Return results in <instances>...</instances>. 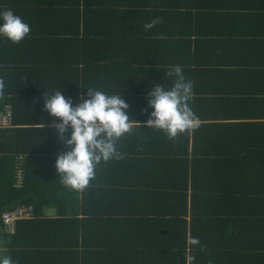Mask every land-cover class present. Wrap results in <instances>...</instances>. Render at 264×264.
Returning <instances> with one entry per match:
<instances>
[{"label":"trees","instance_id":"trees-1","mask_svg":"<svg viewBox=\"0 0 264 264\" xmlns=\"http://www.w3.org/2000/svg\"><path fill=\"white\" fill-rule=\"evenodd\" d=\"M224 1L202 0L192 12L190 0H29L26 38H0V114H11L0 127V256L184 264L190 251L193 264H264V0L245 11ZM213 20L214 32L200 28ZM6 42L38 58L6 64ZM55 47L66 62L39 56ZM173 65L192 82L190 107L203 123L169 139L144 121L150 85L170 87ZM87 87L120 92L139 127L116 141L122 158L101 162L75 191L56 177L64 149L43 94L61 90L76 104ZM208 105L213 117H200ZM29 207L31 217L9 232L3 214Z\"/></svg>","mask_w":264,"mask_h":264},{"label":"clouds","instance_id":"clouds-1","mask_svg":"<svg viewBox=\"0 0 264 264\" xmlns=\"http://www.w3.org/2000/svg\"><path fill=\"white\" fill-rule=\"evenodd\" d=\"M158 20L153 19L143 27L147 31ZM30 32V26L8 8L0 9V38L13 44L21 42ZM166 75L172 78L170 87L151 84L146 95V105L151 111L144 127L162 131L169 138L199 126V120L190 107L192 82L185 78L178 65L170 67ZM0 81V89H3ZM84 88V87H80ZM86 98L73 104L61 90L43 94V108L53 117L55 130L63 151L54 160V168L62 185L75 191L85 189L95 176L97 165L113 159H121L116 141L129 134L139 122L129 118L128 103L120 92L109 94L87 87ZM143 111V110H142ZM197 238L188 244L195 246ZM194 256L185 253L184 264H193ZM0 264H13L9 255L0 256Z\"/></svg>","mask_w":264,"mask_h":264},{"label":"crops","instance_id":"crops-1","mask_svg":"<svg viewBox=\"0 0 264 264\" xmlns=\"http://www.w3.org/2000/svg\"><path fill=\"white\" fill-rule=\"evenodd\" d=\"M200 1L202 0H190V3H192L191 5H193V7H191L190 10H192V12H196V7H194V4L197 5V3H199ZM227 3L228 5V8H226L228 11H231V9L233 11H245L247 7H250V8H253L255 6V2L253 0H247V1H233V0H227V1H224ZM9 3L10 5L12 6V9H15V10H19V11H22V19L25 21L27 20V18L29 19V15H28V6H29V0H9ZM240 7V8H236L237 10H234L235 8H232V7ZM204 7V6H202ZM0 8H4L3 6H1V2H0ZM203 12V11H202ZM28 16V17H27ZM210 17V16H209ZM214 22H216V20H213L212 25L210 24L208 27L206 26H201L200 28H206V29H209L211 30L212 32H214V30H212L213 28L215 29V25L213 24ZM42 25L40 24H37L35 25V27L33 28L35 34L38 33V30L41 28ZM244 26H247V27H243V31L244 30H251V31H255L257 28H255L252 24L253 27H248V24H245ZM264 26V25H263ZM28 40H31L28 38ZM27 40V41H28ZM47 39H44V40H39V43L42 44L44 41H46ZM31 43V41H29ZM5 47L4 49L2 50L3 54L5 55L4 58H5V62L7 64V62H9L10 60L11 61H20L22 62L21 60L24 59L19 56L20 54L22 56H25L26 57V61H27V58L29 59H36L38 58L36 55H38L37 51L35 49H32V47L29 49H26L24 46V51H22V49H19V53H18V50H12L10 47L11 45L8 44V42L4 43ZM31 46V44H30ZM62 51H61V50ZM57 48L55 47L52 51H47V52H44L42 54H40L39 56H42L43 59H48V60H57V59H64L66 62V56H64V51H63V48ZM45 51V49H44ZM46 53V54H45ZM44 54H45V57H44ZM17 55L20 57L19 59H17ZM24 62V61H23ZM27 73H29L27 71ZM201 109V111L203 112V115L201 113H199L200 117H203L204 115H206L207 117H213V114L211 112H209V105L208 106H200L199 107ZM203 123V120H199V124L202 125ZM212 123V121H211Z\"/></svg>","mask_w":264,"mask_h":264},{"label":"built area","instance_id":"built-area-1","mask_svg":"<svg viewBox=\"0 0 264 264\" xmlns=\"http://www.w3.org/2000/svg\"><path fill=\"white\" fill-rule=\"evenodd\" d=\"M11 114L9 108L0 114V127L9 126ZM20 178V176H18ZM31 217V208H18L11 213L3 214V222L7 226L9 232H13L15 224L18 220L29 219Z\"/></svg>","mask_w":264,"mask_h":264},{"label":"rangeland","instance_id":"rangeland-1","mask_svg":"<svg viewBox=\"0 0 264 264\" xmlns=\"http://www.w3.org/2000/svg\"><path fill=\"white\" fill-rule=\"evenodd\" d=\"M50 216H52L54 214V212L51 210L49 213H48Z\"/></svg>","mask_w":264,"mask_h":264}]
</instances>
